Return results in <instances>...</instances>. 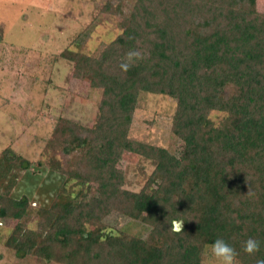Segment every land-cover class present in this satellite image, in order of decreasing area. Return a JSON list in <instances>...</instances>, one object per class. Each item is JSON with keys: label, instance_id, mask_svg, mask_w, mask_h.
I'll list each match as a JSON object with an SVG mask.
<instances>
[{"label": "trees", "instance_id": "trees-1", "mask_svg": "<svg viewBox=\"0 0 264 264\" xmlns=\"http://www.w3.org/2000/svg\"><path fill=\"white\" fill-rule=\"evenodd\" d=\"M124 1L106 0L102 12L120 15ZM119 26L98 56L59 54L73 76L87 73L101 90L95 121L60 122L64 185L38 229L20 223L28 197L0 191V220L15 222L4 246L17 258L56 264H207L208 246L223 238L238 264H256L264 259V15L256 0H135ZM130 49L143 59L123 73ZM142 94L174 101L170 133L183 143L179 158L129 138ZM213 113L222 117L216 122ZM125 152L153 167L138 192L122 188L116 164ZM4 153L5 161L16 158ZM69 182L94 184L95 192L86 200ZM111 211L141 220L148 236L106 232ZM174 219L185 221L183 232L169 230ZM250 237L261 242L254 256L241 251Z\"/></svg>", "mask_w": 264, "mask_h": 264}, {"label": "rangeland", "instance_id": "rangeland-1", "mask_svg": "<svg viewBox=\"0 0 264 264\" xmlns=\"http://www.w3.org/2000/svg\"><path fill=\"white\" fill-rule=\"evenodd\" d=\"M135 0H125L120 15L102 12L106 0H0V191L13 197L27 196L28 208L20 223L38 229L44 211L64 182L59 169L64 164L58 131L61 121L90 127L101 99V90L90 77L72 74V63L59 56L68 49L98 56L120 31V20ZM264 15V0H256ZM174 101L142 94L132 116L129 138L170 149L177 158L183 143L170 133ZM216 122L220 113L211 115ZM9 149L16 158L5 161ZM64 151V150H63ZM30 163L27 170L21 160ZM116 167L124 172L123 189L138 192L152 171L148 161L123 153ZM64 185V184H63ZM75 193L80 188L89 199L94 184H66ZM86 191V192H85ZM0 264H56L34 256L17 258L4 241L15 222L0 220ZM106 232L145 239L150 227L141 220L111 211L102 220ZM210 250L205 263L210 264Z\"/></svg>", "mask_w": 264, "mask_h": 264}, {"label": "clouds", "instance_id": "clouds-1", "mask_svg": "<svg viewBox=\"0 0 264 264\" xmlns=\"http://www.w3.org/2000/svg\"><path fill=\"white\" fill-rule=\"evenodd\" d=\"M143 59L142 53L139 50L130 49L125 53L123 60L119 64L121 72L127 73L134 64ZM184 220L174 219L170 222L169 230L179 234L184 231ZM211 255L210 264H238L237 250L229 245L223 238H217L208 246ZM261 242L255 238H248L241 245V251L248 255L254 256L260 251ZM256 264H264V259H258Z\"/></svg>", "mask_w": 264, "mask_h": 264}]
</instances>
